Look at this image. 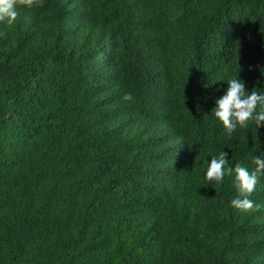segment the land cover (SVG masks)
Masks as SVG:
<instances>
[{
	"label": "trees",
	"instance_id": "1",
	"mask_svg": "<svg viewBox=\"0 0 264 264\" xmlns=\"http://www.w3.org/2000/svg\"><path fill=\"white\" fill-rule=\"evenodd\" d=\"M0 22V264H264V127L229 136L227 82L264 91V0H38Z\"/></svg>",
	"mask_w": 264,
	"mask_h": 264
},
{
	"label": "clouds",
	"instance_id": "2",
	"mask_svg": "<svg viewBox=\"0 0 264 264\" xmlns=\"http://www.w3.org/2000/svg\"><path fill=\"white\" fill-rule=\"evenodd\" d=\"M38 0H0V22L12 24L18 17L19 7L32 8ZM212 114L222 125L225 132L231 136L239 128H248L252 123L257 130L264 127V91L257 92L255 88L249 94L245 91L243 81L235 76L227 82V89L215 100ZM227 153L221 151L211 158L204 179L211 183H221L225 175L233 176L232 186L236 196L231 200V206L239 211L253 209L254 202L249 199L254 192L260 175H264V155L252 157L254 171L237 163L234 168L227 167Z\"/></svg>",
	"mask_w": 264,
	"mask_h": 264
}]
</instances>
